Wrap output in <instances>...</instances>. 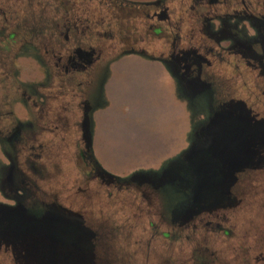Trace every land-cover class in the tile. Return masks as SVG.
<instances>
[{"label": "flooded vegetation", "instance_id": "flooded-vegetation-1", "mask_svg": "<svg viewBox=\"0 0 264 264\" xmlns=\"http://www.w3.org/2000/svg\"><path fill=\"white\" fill-rule=\"evenodd\" d=\"M98 1L105 9L102 17L84 5L76 12L70 1L56 2L54 12L44 20L54 24L53 30L45 35L44 48L36 56L44 81L26 84L22 91L31 120L0 123V150L12 167L3 178L7 186L12 185L5 195L11 203L0 209V261L30 264L33 247L43 257L51 252L57 256L65 248L76 257L83 250L84 258H91L93 264H107L108 254L114 255L112 223L103 217L95 223L89 217L95 209L78 210L71 204L88 190L92 195L100 193L91 178L98 176V182L114 188V194L124 189L125 182L96 170L88 149L79 150L81 171L88 178L77 191L66 184L55 188L74 210L60 215L58 205L53 206L55 211L52 203L40 200L48 188L37 185L45 175L39 168L43 166L35 163L44 149L39 139L42 131L37 130L44 128L47 117L62 118L60 114L72 113L75 105L76 113L79 107L89 112L110 63L123 53L142 51L144 47L134 44L151 37L153 42L158 38L160 46L166 42L163 56L180 82L194 91L201 89L200 97L211 100L213 89L217 90L192 154L175 167V176L140 173L130 178L137 183L139 197L146 200V213L153 211L155 221L169 227L158 233L166 252L173 253L178 231L185 233L187 243L201 248L200 255L186 260L161 256L159 264H264V0ZM124 9L129 10L126 18L119 16ZM124 19L127 24L122 28L119 23ZM101 34L112 40L106 53L97 46ZM66 90L72 104L58 101ZM7 106L3 103L2 109ZM11 113L0 109V121ZM27 147L31 156L26 152L18 160ZM22 165L29 167L32 176ZM183 172L188 175V192L176 203L175 191L170 190L180 186ZM64 191L69 193L66 198ZM245 200H250L247 207ZM243 209L249 210L248 232L241 229ZM76 214L83 225L77 223ZM223 240L235 251L227 262ZM90 249L92 257L86 255Z\"/></svg>", "mask_w": 264, "mask_h": 264}, {"label": "rangeland", "instance_id": "rangeland-1", "mask_svg": "<svg viewBox=\"0 0 264 264\" xmlns=\"http://www.w3.org/2000/svg\"><path fill=\"white\" fill-rule=\"evenodd\" d=\"M57 1L58 0H0V6L3 4V7H5L0 8V10H4L6 12L8 21H23L24 25L27 23L33 25L34 22L40 23V21H44L46 18H48L52 14V11L54 12ZM68 1H70L71 5H73L72 11L77 12L80 10L81 12L84 9V7H82L84 5L88 11L98 10L101 17L102 15H105L104 6L100 8V3H98V0ZM165 1L169 3L171 0ZM70 3H65V5H70ZM127 10L124 9L123 11H120L119 16H124L125 12L127 14ZM3 17L4 15L2 12H0V21L4 20ZM124 17L126 18V16ZM127 20L130 21L131 19L128 18ZM126 24V19L123 21L120 20L119 26L124 28L126 27ZM25 31V29H21L18 35L14 37V41L17 40L20 42V44H25V46L18 44L19 47L17 45L15 50H13V52H17V55L15 57L14 65L12 64L13 68L15 66L16 79L23 84L20 85L21 87L16 86V84L10 85L9 87H6L5 92L0 90L1 111L7 109L13 110V113L6 116L4 115L0 121V123L5 124L6 126L15 124V120L18 119H21L24 122L31 120L29 116L30 114L26 113V105L24 104L25 96L22 95V91H24L23 88L26 84L40 83L41 81H44L43 69L35 56L36 51L30 48L32 47V44H37L35 41H38V38L30 37L29 34L25 33ZM108 36L106 34H101L97 42V46L104 48L105 53L107 52L112 41ZM157 39L155 42H153L151 37L149 39L146 38L145 41L140 42L139 44H134L137 47H144L142 51H130L127 52V54L132 53L139 59L136 72L139 74L140 90H144V94H142L143 96L141 99V105L139 107H142V112L145 113L144 116H151L152 114L148 113L153 112V119L156 121L158 119L157 116L159 106H161V111H163L164 107L167 110H173V108H175L177 113H179L181 110L183 112V116L179 117L181 124L180 129H177L178 125L177 127L174 126L173 121H171L170 125L168 122L166 125H161L162 128L167 129L170 127H176L177 130L181 131L146 132V140H148L150 136L154 138L159 137L158 139L163 144L168 145V142L171 148V141L174 139V136H183V139H178L180 143H177V145L174 147V153L167 152L161 156L162 158L159 160L160 162H154V159L150 158V152L145 153L146 151L142 150H137L133 155L124 158L116 155L113 161L110 157L111 162H114L120 166V168H118L119 173L105 168L96 158L94 149V139L96 138V123L94 113L97 110H104L110 107V101L108 97H106L104 90L105 84L110 77V65L108 66L106 73L100 81L97 97L89 112H84V110L80 109L81 107H79V109H77L78 112L76 113L75 105L74 111H72V113H69L68 115L61 113L60 115H62V118L50 116L47 117V121H44V128L37 130L42 131L39 135V139H41V141L44 143V149L42 152H40V155L38 156L39 158L36 159L35 163L38 166L42 165L43 167L39 166V168H44L43 170L45 173V175H42L44 176V179L37 180V185L42 190L48 188L44 194H41L43 196H40V200H42L44 203H52L53 205L51 207H56L58 205L56 208L59 209L61 213L60 215L62 216L63 214L74 211L72 208L74 206L75 208H78V210H85L86 208L89 210L95 209L96 211L93 212L94 215H89L90 219L95 223V219H99L101 217H103V219H107V223H112L114 237H112L111 240H114L115 242V252L114 255L108 254L109 258H107V261L109 264H159L158 259L164 255H171L172 257L177 256L181 257L180 260H186L189 256H198V254L200 255L201 253V248H196V245L186 242L184 236L185 233H181V231H178V235L175 238V248L171 249V251L173 253L175 252L176 255L171 252H166L162 248V246L159 244V240L161 239H159L158 233L166 230L169 227L167 224H158L155 221V217L157 215L153 214V211H148L149 213H146V200H143L141 196L139 197L137 189L135 188L137 183L136 181L131 180L139 176L140 173L152 174L155 176L160 175L161 177L165 176L166 174V177L169 179L170 177L175 176V167H178L181 161L186 160L188 156L192 154L191 151L193 149V144L201 134L202 127L206 123L211 108L214 106L217 97L216 89H213L214 100H211L204 95L203 97H200L201 89H195L194 91L191 89V87L180 82L179 79H177L170 63L166 61V57L163 56L165 53L163 51L165 48L164 44H166V42H163V46H160L161 43L159 42V39ZM141 64H143V66H141ZM3 74V71H1L0 81H6V84H8L9 81L3 76ZM2 86L3 84L0 82V87ZM77 92L78 91H76V95L79 97ZM61 94L63 95H61L58 101L64 100L71 102L72 104V101H69V90H66ZM5 102L8 103V106L2 109V104ZM123 108H121L120 111L123 110ZM118 110L119 108L112 112L113 126L129 123V119H122L118 115ZM84 117L87 118L88 121L86 123V131H84L82 127V122L85 119ZM147 117L143 120L147 121ZM113 144L118 145V148L120 147L119 143ZM172 145L174 146V143H172ZM83 149H88L89 155L91 157L90 161L92 164L93 162L95 164L92 165V167H95L98 171H102L104 174L109 176V178H115L124 181L125 185L122 184V186L125 187L121 192L114 194V188L99 183L97 179L98 176L91 178L90 181L93 182L92 185L94 186L92 187L94 189L96 188V190L98 188L100 193L96 192L92 195V193L90 194V191L88 190L86 196L83 194L76 196L73 201L71 200L72 204H70L73 206L71 207L70 205L72 208L70 210L67 207L69 202L63 201L62 199L64 198L61 192L56 190L57 188L61 189L62 184H66L67 186L71 187L72 191H77L79 186L83 184V180L88 178V174L84 175L81 171L84 163L77 154L79 150ZM21 151L22 153L18 155V160L24 156L26 152L29 156H31V152L28 147L26 150L23 148ZM148 158H150L149 160L152 162L149 166H139L137 164L139 161H148ZM10 163L11 160L6 155V152L1 149L0 209H3V206H5L6 203H11L10 200L6 199L5 195H7L9 192L8 187L10 188L12 183L11 185L7 186L5 179H3L11 173L12 167L9 165ZM22 170L28 176H32L29 167L26 168L24 165H22ZM180 171L181 170H179V172ZM181 175L183 179L180 182V186H176L175 190H170L175 191L176 198L173 199H175L174 201H176V203L184 194H187L188 192L185 179L188 175H186L185 172H183ZM63 193L65 198L69 194L66 191ZM91 195L92 197L90 198ZM249 201L250 200L244 201L246 203L245 207L249 206ZM54 210L57 211V209ZM243 213L245 214L243 215ZM243 213L241 219V229L244 232H248V222H250L248 216L249 210H244ZM82 219L83 218L81 216L76 214V221L79 225H83ZM88 222L90 223V220H88ZM150 238L152 239L151 241ZM223 243V255H225V261L227 262L231 259V257L234 256L235 251L231 248L232 245L228 240H223ZM91 253L92 249H90V255L92 257ZM90 259L91 258H88L86 261H90ZM0 264H11V262L9 263L0 261Z\"/></svg>", "mask_w": 264, "mask_h": 264}, {"label": "crops", "instance_id": "crops-1", "mask_svg": "<svg viewBox=\"0 0 264 264\" xmlns=\"http://www.w3.org/2000/svg\"><path fill=\"white\" fill-rule=\"evenodd\" d=\"M130 1H152V0H130ZM138 57L132 53H126L118 55L111 63L109 68V78L105 84V95L110 101V107L107 109H100L94 113L95 117V135L94 149L95 156L101 162V164L110 169L113 172L119 173L116 163L111 162L110 157L113 159L118 155L121 158L131 156L137 150L150 152V158L154 159V162H160L164 154L167 152L174 153V147L177 143H180L178 139H183V136H174L171 141V146L163 144L158 138H147V131H181L179 117L183 116L182 110L177 113L176 109L167 110L163 107V111L158 108V119H153V112L151 116H144L142 112L141 99L144 90H140L139 87V74L136 72L138 67ZM143 66V64H141ZM163 104V103H162ZM124 107V108H123ZM119 108L118 115L122 119H129V123L113 126L112 112ZM123 110L120 111V109ZM162 113V117H161ZM148 118L144 121V118ZM173 121L174 126L178 128H162L161 125H169ZM122 124V123H121ZM166 129V130H165ZM112 143V144H111ZM116 143L120 145H114ZM174 143V146L172 145ZM111 144V145H110ZM148 158V161H139V166H149L152 163Z\"/></svg>", "mask_w": 264, "mask_h": 264}, {"label": "trees", "instance_id": "trees-1", "mask_svg": "<svg viewBox=\"0 0 264 264\" xmlns=\"http://www.w3.org/2000/svg\"><path fill=\"white\" fill-rule=\"evenodd\" d=\"M121 3V4H130L132 3L129 0H113V3ZM147 4V3H146ZM0 8H5L3 7V4H1ZM2 14L4 15V20L0 21V72L3 71V76L8 79L9 83L6 84V81H0L3 86L0 87V90L5 92L6 87H9L10 85H15L19 86L22 85L23 83L19 82L16 79L15 75V66L13 68L12 64L14 65L15 62V57L17 55V52H13L15 50L16 46L20 44L19 41H14V37L18 35L21 29H25V33L29 34L30 37L38 38V41L34 40L37 44H32L31 49L36 51L35 56H37L38 51L42 50L44 48V43L46 42L45 35L49 33V31L53 30L54 24H50L45 21H40L34 22L33 25L26 24L24 25L23 21H13L10 20L8 21L6 17V12L4 10H0ZM5 13V14H4ZM8 13V12H7ZM5 22V23H3ZM40 35V37H39ZM21 46H25L20 44ZM19 47V45H18ZM18 49V48H17ZM2 76V77H3ZM11 83V84H10Z\"/></svg>", "mask_w": 264, "mask_h": 264}, {"label": "water", "instance_id": "water-1", "mask_svg": "<svg viewBox=\"0 0 264 264\" xmlns=\"http://www.w3.org/2000/svg\"><path fill=\"white\" fill-rule=\"evenodd\" d=\"M87 122H88L87 118H85L82 122V127L84 131H86ZM72 248L73 249L76 248V245L75 247H72ZM30 254H31L30 255L31 258L29 257L30 262H31L30 264H43V263L46 264L47 262L49 264H91V261H88V260L86 261L87 257L84 258L85 253L83 250L79 253V255L76 256L75 254L76 257H73L72 251L67 252V248L63 250V253H59V254L56 253L57 256H55V254L51 252L48 256L43 257L40 253L37 252V249L33 247L32 252ZM86 255L91 257L89 252Z\"/></svg>", "mask_w": 264, "mask_h": 264}]
</instances>
